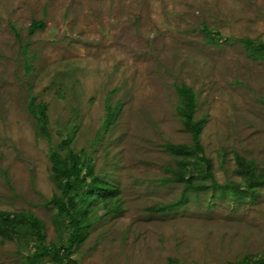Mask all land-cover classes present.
<instances>
[{
    "label": "rangeland",
    "instance_id": "obj_1",
    "mask_svg": "<svg viewBox=\"0 0 264 264\" xmlns=\"http://www.w3.org/2000/svg\"><path fill=\"white\" fill-rule=\"evenodd\" d=\"M34 22L44 28L30 34ZM241 39L264 41V0H0V213L35 215L44 244L62 246L51 154L69 140L63 157L113 189L81 206L78 264L264 259V186L241 195L238 163L264 177V58ZM182 85L196 94L217 182L185 195L169 181L176 158L166 150L193 144L177 112ZM32 99L47 106V131ZM34 236L0 228V264H31Z\"/></svg>",
    "mask_w": 264,
    "mask_h": 264
},
{
    "label": "trees",
    "instance_id": "obj_2",
    "mask_svg": "<svg viewBox=\"0 0 264 264\" xmlns=\"http://www.w3.org/2000/svg\"><path fill=\"white\" fill-rule=\"evenodd\" d=\"M43 28V22H34L29 32L34 34L37 29ZM204 32L207 36L211 34L210 29L206 26H204ZM240 41L254 57L264 58V41H253L251 39H241ZM177 92L180 102L177 112L185 130L190 133L193 144L175 145L170 143L167 144L166 150L176 158L175 167H168V171L172 175L169 181L184 184L185 195L189 190L202 191L208 187L216 186L217 182L213 173L212 162L206 157L205 149L201 142L205 121L195 119L197 108L196 94L187 85L178 87ZM29 110L39 122L43 131H47V106L42 103H36V100L32 99L29 104ZM116 113L113 109L108 110V124L113 121ZM68 144L69 140L63 142L59 150H53L51 154L52 179L60 194L54 195L49 203L53 205L56 211V223L62 228L61 234L64 235L62 246H46L44 244V228L35 215L0 213V228L2 230L12 232L16 230L17 226L23 225L35 232L34 245L36 251L32 258H28L31 264L37 263L36 259L39 255L50 256L52 258L51 264H78L72 259L73 250L77 244L83 243L88 229L87 221L83 218L81 212L84 207L81 206L86 205L89 208L95 201L101 200L103 196L106 197L108 193H113V189L107 188L95 180L89 182V176L83 174L82 166L79 167L72 153L63 157L61 149L68 147ZM238 163L241 167V174L246 179L245 192H242L241 195L255 193L258 186H264V177L258 178L255 174L256 165L254 162H244L239 158ZM195 177H201L202 183L196 184ZM208 179L211 184L205 183ZM254 264H264V259H260Z\"/></svg>",
    "mask_w": 264,
    "mask_h": 264
}]
</instances>
